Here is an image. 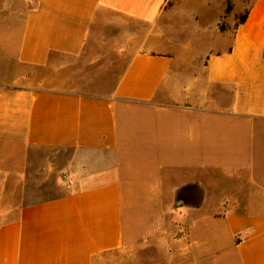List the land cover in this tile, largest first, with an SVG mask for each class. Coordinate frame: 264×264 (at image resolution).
<instances>
[{"label":"crops","instance_id":"crops-1","mask_svg":"<svg viewBox=\"0 0 264 264\" xmlns=\"http://www.w3.org/2000/svg\"><path fill=\"white\" fill-rule=\"evenodd\" d=\"M25 1L0 33V264H264V0ZM97 36L125 58L106 93L70 61Z\"/></svg>","mask_w":264,"mask_h":264},{"label":"rangeland","instance_id":"rangeland-1","mask_svg":"<svg viewBox=\"0 0 264 264\" xmlns=\"http://www.w3.org/2000/svg\"><path fill=\"white\" fill-rule=\"evenodd\" d=\"M231 1V0H230ZM229 1V2H230ZM241 0H236V3ZM239 4V3H238ZM30 5L25 0H0V33L1 36H10L16 32L22 22L25 9ZM102 37H94L88 48L74 59H71L73 71L81 76L83 86L94 93H106L115 84V81L125 63V58L118 49H115ZM67 61L68 58H61ZM48 156L49 160L45 157ZM55 154L33 150L30 161L36 166L32 174L33 187L38 195H49L55 190L57 182H60V172L57 171ZM35 178V179H34ZM199 205V204H193ZM204 206L206 204H203ZM235 205V204H233ZM209 207V204H207Z\"/></svg>","mask_w":264,"mask_h":264},{"label":"trees","instance_id":"trees-1","mask_svg":"<svg viewBox=\"0 0 264 264\" xmlns=\"http://www.w3.org/2000/svg\"><path fill=\"white\" fill-rule=\"evenodd\" d=\"M230 0H225L226 2V11H229L231 9V1ZM244 16H241L240 19H243Z\"/></svg>","mask_w":264,"mask_h":264},{"label":"built area","instance_id":"built-area-1","mask_svg":"<svg viewBox=\"0 0 264 264\" xmlns=\"http://www.w3.org/2000/svg\"><path fill=\"white\" fill-rule=\"evenodd\" d=\"M67 183L66 184H69L70 183V180L69 179H67V181H66Z\"/></svg>","mask_w":264,"mask_h":264}]
</instances>
